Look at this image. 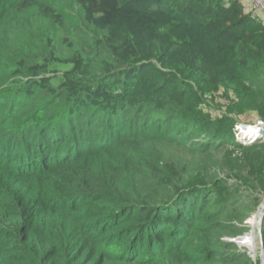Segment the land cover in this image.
I'll return each instance as SVG.
<instances>
[{
  "label": "trees",
  "instance_id": "obj_1",
  "mask_svg": "<svg viewBox=\"0 0 264 264\" xmlns=\"http://www.w3.org/2000/svg\"><path fill=\"white\" fill-rule=\"evenodd\" d=\"M257 121L243 0H0V264H261Z\"/></svg>",
  "mask_w": 264,
  "mask_h": 264
},
{
  "label": "built area",
  "instance_id": "obj_2",
  "mask_svg": "<svg viewBox=\"0 0 264 264\" xmlns=\"http://www.w3.org/2000/svg\"><path fill=\"white\" fill-rule=\"evenodd\" d=\"M247 12L264 23V0H246ZM235 138L240 144L250 145L264 139V124L257 121L251 124H239L235 128Z\"/></svg>",
  "mask_w": 264,
  "mask_h": 264
},
{
  "label": "rangeland",
  "instance_id": "obj_3",
  "mask_svg": "<svg viewBox=\"0 0 264 264\" xmlns=\"http://www.w3.org/2000/svg\"><path fill=\"white\" fill-rule=\"evenodd\" d=\"M243 5L245 6V8L246 9H248V3L246 2V0H243ZM252 119V118H251ZM247 124H251V123H247ZM235 133V132H234ZM236 139V138H235ZM242 146H248V145H245V144H241ZM263 201H264V198H263ZM262 201V202H263ZM264 203V202H263ZM263 206V205H262ZM253 220H255L254 219V217H252L248 222H247V224H249V227H250V232L246 235V236H244L241 240L240 239H238V240H233L234 242H236L241 248H243V249H247V251L249 252V254L254 258V259H256L257 257H259V259H260V245H259V239H258V236H257V229H256V227H255V225H256V223H257V220H256V222H255V224L253 225L252 223V221ZM255 228H254V227ZM254 234V235H253ZM248 236H252L253 237V239H254V249L253 250H251L249 247H247V246H244V245H241L243 242H244V240L246 239V238H248Z\"/></svg>",
  "mask_w": 264,
  "mask_h": 264
},
{
  "label": "water",
  "instance_id": "obj_4",
  "mask_svg": "<svg viewBox=\"0 0 264 264\" xmlns=\"http://www.w3.org/2000/svg\"><path fill=\"white\" fill-rule=\"evenodd\" d=\"M263 217H264V203H263V206L261 207L260 211L258 212V214L256 216H254V219L257 220L255 227L257 229V236H258L259 245H260V261H261V264H264V240H263V234H262ZM241 245H245V244L242 243Z\"/></svg>",
  "mask_w": 264,
  "mask_h": 264
},
{
  "label": "bare ground",
  "instance_id": "obj_5",
  "mask_svg": "<svg viewBox=\"0 0 264 264\" xmlns=\"http://www.w3.org/2000/svg\"><path fill=\"white\" fill-rule=\"evenodd\" d=\"M256 220V219H255ZM254 235V234H253ZM245 245L244 246H247V247H249V248H253L254 249V239H253V237L252 236H248V238H246L245 240H244V242H243ZM252 249V250H253Z\"/></svg>",
  "mask_w": 264,
  "mask_h": 264
},
{
  "label": "crops",
  "instance_id": "obj_6",
  "mask_svg": "<svg viewBox=\"0 0 264 264\" xmlns=\"http://www.w3.org/2000/svg\"><path fill=\"white\" fill-rule=\"evenodd\" d=\"M244 4V3H243Z\"/></svg>",
  "mask_w": 264,
  "mask_h": 264
}]
</instances>
